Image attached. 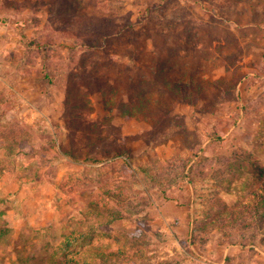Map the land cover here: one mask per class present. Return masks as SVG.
Segmentation results:
<instances>
[{"label": "rangeland", "instance_id": "374dc122", "mask_svg": "<svg viewBox=\"0 0 264 264\" xmlns=\"http://www.w3.org/2000/svg\"><path fill=\"white\" fill-rule=\"evenodd\" d=\"M79 232L80 264H264V0H0V264Z\"/></svg>", "mask_w": 264, "mask_h": 264}, {"label": "trees", "instance_id": "16d2710c", "mask_svg": "<svg viewBox=\"0 0 264 264\" xmlns=\"http://www.w3.org/2000/svg\"><path fill=\"white\" fill-rule=\"evenodd\" d=\"M10 151L13 150V148L10 146L9 147ZM143 171L145 173V175H151V173L149 172L148 168H143ZM134 199H130V201L132 202H135L133 201ZM131 205V204H129ZM137 205V203H136ZM103 207V210H99V207L98 205L94 204L93 201L90 202L89 204V208L92 209V213L90 212L89 214L87 215H90L92 214V216H94L95 218H97L99 220V222L101 223H111L113 222L114 220H117V219H124V216L122 214V212L116 210V209H110L108 207V204L107 205H104ZM92 228V226L90 227ZM87 238V233L86 232H79V234L77 236H74V238L70 241L67 242L66 245V249L63 250V252H60V251H54L53 254H50V263L51 264H80V262H78L77 259L73 258V257H69V252L68 251H71V250H74L75 249V246H79L80 244H83L81 242H83V240H85ZM141 238H134L132 239L131 243L132 245H138L139 243H141ZM144 244H146L147 242L146 241H142ZM100 249V260H101V263L100 264H110L109 263V259L111 258H119V260L121 261L122 260V257L124 258V256L127 257V251L123 248L120 252H117V253H113V254H110L111 256H107V254L105 253V251H103V249L99 248ZM67 250V251H66ZM60 252V253H59ZM111 257V258H110ZM82 264H90L89 262H83ZM146 264H176L175 262H173L172 260H162V261H159L157 263H146Z\"/></svg>", "mask_w": 264, "mask_h": 264}, {"label": "crops", "instance_id": "0c3cea01", "mask_svg": "<svg viewBox=\"0 0 264 264\" xmlns=\"http://www.w3.org/2000/svg\"><path fill=\"white\" fill-rule=\"evenodd\" d=\"M168 204H170V206H172L175 210H176V212H179V214L181 213H184L185 212V214L187 213V210L186 211H184L185 209H184V206H182L181 204H179L177 201H169V202H167V203H165V205H163L164 207L163 208H165L166 207V205H168ZM162 207H161V209L164 211V209H163ZM163 217L165 218V219H170V218H172V220H175V219H180V220H185V217L182 219V218H180V217H176V215L175 216H171V217H168L167 215H165V214H163Z\"/></svg>", "mask_w": 264, "mask_h": 264}]
</instances>
